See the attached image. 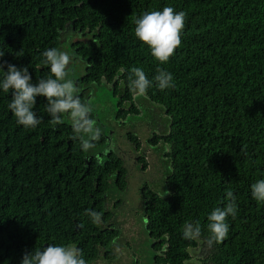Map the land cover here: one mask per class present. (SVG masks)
Segmentation results:
<instances>
[{"label": "trees", "instance_id": "trees-1", "mask_svg": "<svg viewBox=\"0 0 264 264\" xmlns=\"http://www.w3.org/2000/svg\"><path fill=\"white\" fill-rule=\"evenodd\" d=\"M164 7L183 11L185 27L181 45L161 65L135 37L134 22ZM69 29L72 57L84 62L73 79L82 101L89 100L79 90L84 84L105 83L118 97L117 119L146 115V99L167 116L162 132L146 131V143L127 133L141 164L136 169L148 168L147 146L162 150L155 151L159 178L152 184L164 182L170 195L141 187L154 263L185 264L193 248L205 264H264V203L251 197V185L264 179V0H0V64L5 71L9 63L28 66L36 83L48 75L42 52L60 48ZM134 67L149 79L165 69L175 87L153 86L146 99H133ZM11 98L0 92V264H21L26 252L48 244L79 248L87 264L103 256L112 264L121 238L112 208L123 201L115 194L128 187L126 161L105 153V133L84 153L71 139L70 121L50 123L43 97L35 109L43 122L24 129L7 108ZM228 191L237 215L227 218L225 239L209 245L207 216L227 203ZM89 210L100 214L98 223ZM187 223L200 225L199 238H182Z\"/></svg>", "mask_w": 264, "mask_h": 264}, {"label": "clouds", "instance_id": "clouds-1", "mask_svg": "<svg viewBox=\"0 0 264 264\" xmlns=\"http://www.w3.org/2000/svg\"><path fill=\"white\" fill-rule=\"evenodd\" d=\"M134 23L135 37L142 42V46L148 47L151 56L159 64H167L181 45L185 13L178 12L172 7H164L162 10L143 13ZM4 55L5 52H0V59ZM41 55L40 67L47 69L48 75L41 77L36 83H33L28 66L17 67L9 63L5 71V65L0 64V73H2L0 75V92L11 93L12 96L7 108L17 125L24 129H34L44 120L42 116L37 115L35 110L37 97L46 98L45 111L50 117V123L60 125L65 122V119L70 121L71 139L74 143L79 144L84 153H88L96 147V142L102 136V128L97 119L93 117L95 111L93 100H81L75 82L70 78L68 66L72 57L63 47L48 48ZM153 86L161 92L174 88L173 74L165 69H159L152 79H149L142 68L134 67L130 70L128 87L133 99L147 98L148 89ZM146 106L151 107L148 103ZM146 106H142L140 109ZM153 108L160 109L158 105ZM156 117L164 119L167 116L165 114L156 115ZM143 128L147 127L143 126ZM147 131L151 132L148 128ZM149 147L154 151H162L156 149L155 145H149ZM117 148V143L113 141L104 151L105 153L116 152ZM164 151L170 152V146L164 145ZM95 159L99 161L101 158L97 154ZM168 195L170 194L168 193ZM226 196L227 203L223 207L214 208L207 216L206 227L209 233L207 242L209 245L220 243L225 239L230 227L227 218L229 216L235 218L237 215L235 195L232 191H228ZM251 197L258 204L264 203V179L257 180L251 185ZM87 214L94 223L100 221L99 213L89 210ZM200 236L201 227L198 223L184 225L183 239L193 240ZM21 264H87V262L77 247L48 244L47 247L36 248L31 253L26 252L22 257Z\"/></svg>", "mask_w": 264, "mask_h": 264}, {"label": "rangeland", "instance_id": "rangeland-1", "mask_svg": "<svg viewBox=\"0 0 264 264\" xmlns=\"http://www.w3.org/2000/svg\"><path fill=\"white\" fill-rule=\"evenodd\" d=\"M70 31L71 29L63 32L61 47H65L64 49L72 57L73 54L69 45L73 36L72 38L71 36L69 38L66 37ZM64 37H66V40ZM68 68L70 70V78L74 79L79 74H82L84 62L80 57H72ZM83 86L79 90L86 89L85 91L89 95V99L93 100L95 106L94 113L102 128V133H105L108 137V144L113 141L117 143L118 148L115 153L119 154L126 161V165L129 168L127 189L120 194H115L116 197L123 199L122 204L117 209L112 208L114 211L113 221L121 231V238L114 243L113 252L115 259L112 261V264H155L152 248L153 240L150 238L146 228V216L141 187L144 183H148L161 195H166V193L168 195L169 188H164V182L160 185L155 182L157 188L152 184L153 180L159 178V176H156L155 168L159 167L160 160L155 151L149 146L145 149L144 155L148 163L147 170L142 171L134 167L135 164H138L136 161L138 153L134 152L135 148L127 139V133L129 131L136 133L140 136L142 142L146 143L148 139L147 128L144 129L143 126L146 124L150 126L151 133H160V130L166 126L167 119H163L161 123V120L156 115H165L164 111L152 107V112L151 108L146 106L143 108L146 115H128L125 118L117 119L118 97L115 96L109 85L102 83L99 86H92V88L88 86L87 88L85 84ZM145 101L150 105L153 104L147 99ZM162 149H164V145ZM190 252L192 258L185 264H205L198 258L199 255L196 254V249L190 248ZM110 261L111 259L103 256V259L99 260L97 264H109Z\"/></svg>", "mask_w": 264, "mask_h": 264}]
</instances>
